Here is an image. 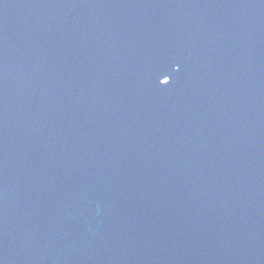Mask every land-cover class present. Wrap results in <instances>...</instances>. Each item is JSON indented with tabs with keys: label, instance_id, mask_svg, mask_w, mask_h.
<instances>
[{
	"label": "water",
	"instance_id": "95a60500",
	"mask_svg": "<svg viewBox=\"0 0 264 264\" xmlns=\"http://www.w3.org/2000/svg\"><path fill=\"white\" fill-rule=\"evenodd\" d=\"M0 264H264V0H0Z\"/></svg>",
	"mask_w": 264,
	"mask_h": 264
},
{
	"label": "snow or ice",
	"instance_id": "6c2138e0",
	"mask_svg": "<svg viewBox=\"0 0 264 264\" xmlns=\"http://www.w3.org/2000/svg\"><path fill=\"white\" fill-rule=\"evenodd\" d=\"M168 81L166 80L165 83H167Z\"/></svg>",
	"mask_w": 264,
	"mask_h": 264
}]
</instances>
